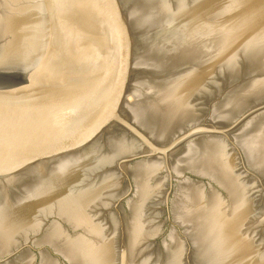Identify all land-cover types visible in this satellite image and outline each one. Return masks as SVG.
Listing matches in <instances>:
<instances>
[{"label": "water", "instance_id": "obj_1", "mask_svg": "<svg viewBox=\"0 0 264 264\" xmlns=\"http://www.w3.org/2000/svg\"><path fill=\"white\" fill-rule=\"evenodd\" d=\"M0 264H264V0H0Z\"/></svg>", "mask_w": 264, "mask_h": 264}]
</instances>
